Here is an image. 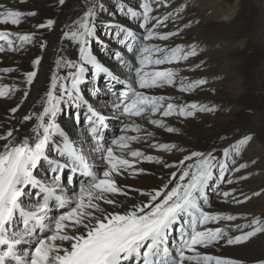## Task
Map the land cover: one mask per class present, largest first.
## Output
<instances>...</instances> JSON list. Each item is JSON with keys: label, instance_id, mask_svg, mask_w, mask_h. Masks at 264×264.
<instances>
[{"label": "snow or ice", "instance_id": "1", "mask_svg": "<svg viewBox=\"0 0 264 264\" xmlns=\"http://www.w3.org/2000/svg\"><path fill=\"white\" fill-rule=\"evenodd\" d=\"M25 3L26 0H18ZM67 0H56L58 7ZM81 11L67 20L60 30V39L78 47V59L73 61L58 54L50 76L49 88L41 97L39 111L21 116L19 123L33 121L30 136L17 137L19 127L0 130V264H244L231 257L201 253L199 248L219 245L228 246L247 243L258 234L264 233V215L251 216L245 224L231 227L237 234L230 235L221 227H208L220 221H235L234 215H223L206 211L209 190L215 191L220 184H232L226 179L229 171L240 172L245 164L231 166L239 150L250 136L238 138L229 147H224L219 157L213 152H191L178 162L177 171L169 173L162 186L152 191L137 189L146 197L133 203L124 211H106L102 204L119 206L118 195L128 196L127 185H118L117 177L130 171L142 173L135 167L138 160L160 162L157 157L133 150L131 145L141 139L147 140L153 134L120 135L110 145L101 133L106 129L105 117L97 112L85 98L81 86L89 80L104 79L121 85L117 91L113 108L120 115L132 120L126 123L124 132L141 133L143 128L134 118L146 120L150 125L172 133L176 129L168 126L162 118L179 116L191 118L197 112H212V107L166 102L164 96L148 95L147 89L177 87L188 93L207 83L204 79L187 81L173 68H159L162 65L179 64L196 56L197 50H185L180 46L162 48L143 43L145 40L167 41L178 32H156L167 18L154 13L159 7H168V0H137L135 7L122 3L117 12L109 15H123L138 22L139 35L130 27L101 16L105 8L101 0H81ZM35 11L24 12L0 0V26H19ZM171 14H169L170 17ZM57 21L47 18L35 25L36 31L20 33L10 27H0V54L27 50L36 45L43 52L48 41L38 35L41 29L55 30ZM107 28L108 31L101 30ZM101 32V34H98ZM101 35L116 39L131 55L125 59L121 52L112 55L127 70L126 79L114 74L99 61L93 52V44L103 47L106 41ZM108 50V49H105ZM62 53L63 49H58ZM43 56L32 59V69L23 73L25 91L20 103L8 111L15 117L29 96V89L38 77ZM12 67L0 68V72L11 73ZM16 85L0 86V98H7L18 91ZM66 104L67 108L62 107ZM84 108L75 112L77 124L90 126V150L76 145L57 122L60 114H71L68 109ZM151 146L171 151L174 144ZM55 154V157L50 155ZM96 153V156L91 155ZM97 156L99 157L97 163ZM126 156L133 158L130 161ZM191 161V163H188ZM252 163H255L253 161ZM47 164L49 180L39 178L37 171ZM174 165L165 164L164 167ZM69 173L65 182V172ZM241 176L238 179H246ZM69 186L72 189L69 195ZM260 193H253L259 195ZM220 195L231 198L237 204L246 203L250 196L240 198L235 189L223 191ZM32 197L35 203L27 201ZM31 203V207H29ZM53 208L65 209L57 216H50ZM83 229V231H81ZM255 264H264L259 259Z\"/></svg>", "mask_w": 264, "mask_h": 264}, {"label": "bare ground", "instance_id": "2", "mask_svg": "<svg viewBox=\"0 0 264 264\" xmlns=\"http://www.w3.org/2000/svg\"><path fill=\"white\" fill-rule=\"evenodd\" d=\"M5 2L16 9L24 12L35 11L37 14L27 17L18 27H0H10L12 31L26 33L36 31L35 25L47 18H54L57 21L55 30L49 32L46 29H41L38 33L48 41V47L43 52L36 45H28L26 51H9L0 54V68L12 67L16 69L8 74L0 72V86L16 85L19 89L7 98H0V130L6 131L9 127L13 129L19 127V132H14V135L17 137L30 136L34 122L20 124L19 121L24 114H31L41 109V97L49 88L50 76L54 70V61L57 55L62 54L66 59L73 61L78 59V47L74 43L62 41L60 30L67 20H71L74 15L81 11L79 6L81 0H67L62 8L57 6L56 0H26L25 3H19L18 0H5ZM101 2L105 11L110 10L111 13L117 12L119 6L125 2L131 6L137 5V0H101ZM169 14H171L170 17ZM154 15L159 18H167L165 24L158 26L154 31L160 33L178 32L179 34L172 36L167 41H162V43H153L151 40H145L143 43L149 45L156 43L155 46L169 49L180 46L186 51L195 48L198 53L196 56L190 57L179 64H171L169 67L178 71L179 76L186 78L187 81H196L202 76L207 83L188 93L179 91L178 86L141 91H145L148 95L164 96L166 102L176 104L196 103L204 106H208L209 103L217 104L220 106V111L210 115L206 113L200 115L197 112L191 118L179 116L162 118L158 114L153 117L161 118L168 126L175 128L176 131L172 133L150 125L144 119L134 118L135 123L140 124L143 131L141 133L131 131L125 133V124L132 123V120L120 115L113 108L115 100L108 94H104L102 99L98 101L100 106L92 107L104 115L105 122L110 127L114 126L115 116L124 119L120 131L109 137L107 144L110 145V142L120 135L144 136L147 132H151L153 135L150 138L133 142L131 148L140 150L145 155L157 157L160 162L138 160L135 167L143 169L142 173L133 174L130 171L124 176L117 177L118 185L130 186V191L125 189L129 192L128 196L118 195L115 197L119 202L118 207L107 204L101 206L106 211L122 212L130 208L133 203H139L141 200L147 199L140 196L139 192L136 191L137 189L152 191L160 188L162 178H165L163 182L166 183L169 173L177 171L178 162L189 153L213 152L219 157L223 148L229 147L227 145L231 140L236 141L238 138L250 136L251 139L243 145L231 162L232 167L238 164H245L246 167L241 169L240 172L229 171L226 179H232L233 183H223L215 191L209 190L208 195L211 206H204L206 211L237 217L235 221H220L217 224H209L208 227H221L228 230L230 235L237 234L235 229L231 227L232 225L245 224L251 216L264 215V127L253 121H245L244 125H240L229 134H225L223 130L232 126L234 118L244 115L248 120L250 109L259 110L264 106V101L261 100L257 88L253 85V81L257 83L264 81V0H254L253 5H248L246 0H168V7H159ZM113 16V22L126 25L139 35H144L143 31L138 28L136 20H130L123 15ZM101 19L107 21L103 16H101ZM102 30L105 33L108 31L107 28ZM98 33L101 34V32ZM103 36L101 39L107 42L103 51L108 54V58L106 59L105 54H103L98 58L99 61L113 71L114 74H117L111 67L112 65L115 66L122 75L120 78L126 79L128 76L127 70L112 54L119 51L125 59H131V55L121 48L123 45L119 44L116 39L109 35ZM111 44L113 45L112 49ZM165 45L166 47H164ZM96 46L98 45L93 46L95 55H97ZM58 49H63L62 53H58ZM36 56H43L38 77L29 89L27 100L24 101L20 111L13 118L8 110L20 103V98L26 90L21 79L22 75L32 69L31 61ZM159 68L163 69L165 65L159 66ZM217 78L220 79V82L216 81ZM92 82L93 80H90L89 86L86 84L81 86L83 94L90 104L92 101L85 95V89L90 87L89 90H91L92 88L93 95L96 90L98 91V88L106 91L103 87H95ZM222 84H227V86H224L223 90L217 88ZM214 85V88L217 89H213ZM121 89L122 86L119 90ZM62 107L67 108V105L64 104ZM101 107H104V109ZM68 110L71 114H60L57 117V122L74 144L84 145L86 150H90L92 144L88 143L89 135L86 134L85 128L88 125L83 122V119L78 125L74 116L76 111L84 113L86 109L74 108V110ZM224 142L225 145L222 144ZM153 143L174 144L176 147L171 151H167L151 146ZM222 145L223 148L217 147ZM50 155L55 157L54 153ZM91 155L96 156L97 154L91 153ZM126 158L130 161L133 160L130 156H126ZM98 160L99 157L97 156V163ZM253 161L255 163H252ZM188 163H191V161H188ZM165 164L174 166L164 167ZM47 167V164H45L36 173L39 178L46 181L49 179L46 175ZM231 174L232 177H229ZM241 176L247 178L238 179ZM230 189H235V195L238 198H240V194H243V196H250L251 199L246 203L237 204L232 202L231 198H224L220 195L221 192ZM253 193L260 194L253 195ZM69 195L71 194L69 193ZM28 201L35 203L33 198L28 197L26 203ZM29 207H31V203H29ZM63 211L65 209L53 208L49 215L54 217ZM198 251L215 256L231 257L237 261H243L244 264H255L257 260L264 259V233L258 234L242 245L228 246L221 242L219 245L199 248Z\"/></svg>", "mask_w": 264, "mask_h": 264}, {"label": "rangeland", "instance_id": "3", "mask_svg": "<svg viewBox=\"0 0 264 264\" xmlns=\"http://www.w3.org/2000/svg\"><path fill=\"white\" fill-rule=\"evenodd\" d=\"M246 3L248 4V5H253L254 4V0H246ZM133 6H136V4H134ZM109 13H111V11L109 10V11H105L104 13H103V17H105L106 18V20L107 21H113L114 20V16L113 15H109ZM102 32H105V31H103L102 30ZM98 34H100V33H98ZM104 36L103 35H101V38H103ZM159 39H152L151 41L154 43V42H159V43H162V41L161 40H159ZM164 42V41H163ZM94 45H96L95 43L93 44V46ZM154 45H156V43L154 44ZM111 49L113 48V45L111 44ZM164 47H166V45L164 46ZM95 48V47H94ZM121 48H123V47H121ZM104 50V45H103V47L102 46H100V45H98V46H96V53H97V57L99 58L100 56H102L103 54H105V52L103 51ZM108 58V54H106V59ZM110 64V63H109ZM112 65V64H111ZM169 65H171V64H168V65H165V68H170L169 67ZM114 70H115V72L118 74V75H120V77L122 76L119 72H118V70H117V68L115 67V66H111ZM199 79H204V78H202V76L201 77H199ZM216 81H218V82H220V79H218L217 78V80ZM89 83V84H88ZM86 85H90V80H89V82H88ZM92 83H94V84H96L97 83V81L96 80H93V82ZM100 87L102 88V82H100ZM253 85L257 88V93H258V95H259V97L261 98V100H263L264 101V81L262 82V83H257V82H255V81H253ZM224 86L226 87L227 86V84H222V86H220V87H217V88H221L222 90L224 89ZM215 87V85L213 86V89H217V88H214ZM229 87V86H228ZM90 88V87H89ZM89 88L88 89H85V95L88 97V99H90L91 101H92V103H91V105L92 106H100V104L98 103V100H99V98H100V95H98V96H96V97H92V95H91V91L89 90ZM108 89H110V87L108 86L107 87ZM108 89L106 90V91H104V90H102L103 92H105V94L106 93H108V92H110V91H108ZM206 90H207V88H205ZM208 91V90H207ZM212 91H214V90H212ZM111 93V92H110ZM102 98V97H101ZM208 106L209 107H212V108H214L215 110L214 111H212V112H199V114L201 115L202 113H206V114H215V113H217L218 111H220V106L219 105H217V104H212V103H209L208 104ZM101 108H103L104 109V107H101ZM71 111H73V110H71ZM68 112H70L69 110H68ZM66 114V113H65ZM65 114H62V115H65ZM249 116H250V118H247L248 120H246V117L244 116V115H240V116H238L237 118H234L233 119V123H232V126H229V127H227L225 130H223V132L225 133V134H229V133H231L233 130H235V129H237L240 125H244V123H245V121H249V122H254V123H256V124H260L261 126H263L264 127V106H262L259 110H253V109H250L249 110ZM68 115V114H67ZM74 116H75V114H74ZM175 117V115L174 116H171V118H174ZM248 117V116H247ZM114 119H115V123H114V126L113 127H110V131L108 132V134H109V137H112L113 136V134L115 135L118 131H120L119 129H120V127H122V125H123V123H124V119L122 118V117H118V116H115L114 117ZM75 122V121H74ZM74 126H75V124H74ZM249 127V126H248ZM116 137V136H115ZM105 142H107V141H105ZM235 142V140H231L230 141V143L227 145V146H230V144H232V143H234ZM222 144H226L225 142L224 143H222ZM218 148H223L224 146L222 145V146H217ZM226 176H227V174H226ZM232 177V174L231 175H229V177ZM71 192H72V190L71 189H69V193L71 194ZM29 198H32V197H29Z\"/></svg>", "mask_w": 264, "mask_h": 264}]
</instances>
